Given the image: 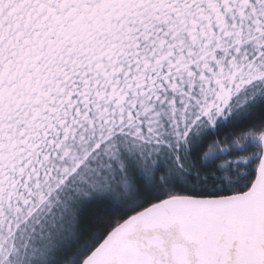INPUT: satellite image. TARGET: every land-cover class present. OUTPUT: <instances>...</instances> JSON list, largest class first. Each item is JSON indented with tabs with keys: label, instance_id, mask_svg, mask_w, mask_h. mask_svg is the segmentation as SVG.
Listing matches in <instances>:
<instances>
[{
	"label": "snow or ice",
	"instance_id": "6c2138e0",
	"mask_svg": "<svg viewBox=\"0 0 264 264\" xmlns=\"http://www.w3.org/2000/svg\"><path fill=\"white\" fill-rule=\"evenodd\" d=\"M0 264H264V0H0Z\"/></svg>",
	"mask_w": 264,
	"mask_h": 264
}]
</instances>
